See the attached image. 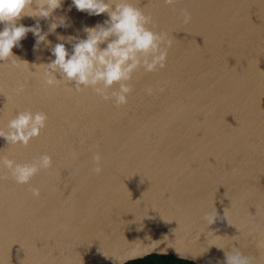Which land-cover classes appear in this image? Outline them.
Listing matches in <instances>:
<instances>
[{"label":"water","instance_id":"water-1","mask_svg":"<svg viewBox=\"0 0 264 264\" xmlns=\"http://www.w3.org/2000/svg\"><path fill=\"white\" fill-rule=\"evenodd\" d=\"M134 3L171 44L164 67L133 71L119 106L118 84L109 99L67 80L47 85L19 60L49 61L58 42L71 51L107 13L62 0L47 18L19 21L38 20L45 39L29 31L12 49L18 64L0 61V128L19 111L47 120L26 145L0 136V155L47 153L51 164L26 183L0 165V264H225L233 248L264 264V0Z\"/></svg>","mask_w":264,"mask_h":264},{"label":"clouds","instance_id":"clouds-1","mask_svg":"<svg viewBox=\"0 0 264 264\" xmlns=\"http://www.w3.org/2000/svg\"><path fill=\"white\" fill-rule=\"evenodd\" d=\"M61 4L62 0H0V61L18 64V57L12 49L29 31L36 37L37 43L45 39L38 20L35 25H25L19 23L20 20L24 17L47 18ZM71 6L88 15L107 13V18L102 23L84 25L86 36L77 39L71 51L64 43L58 42L50 49L54 58L49 61L30 65L27 60H19L38 72L47 85L67 80L77 90L82 86L92 87L97 94L109 99L107 90L113 84H118V89L112 90L111 97H114L113 102L117 106L125 104L126 94L131 90L127 81L131 79L133 71L141 65L145 71L164 67L167 58L164 45H170L171 41L166 39V33H157L147 27L150 17L135 6L134 0H71ZM188 18L186 14L185 20ZM63 20L64 17L57 18L50 25V30H54L58 23L63 24ZM151 90V87L146 89L148 92ZM46 120L47 114L43 111H19L8 121L7 131L0 128V136L12 144L19 142L26 145L32 137L40 134ZM93 159L99 160V156ZM50 164L51 156L47 153L26 163H16L0 155V165L8 169L7 175L10 174L17 183L28 182L38 170L48 168ZM95 170L99 171V167ZM32 194L38 196L39 188H32ZM225 264H249V259L238 248H233L226 252Z\"/></svg>","mask_w":264,"mask_h":264},{"label":"trees","instance_id":"trees-1","mask_svg":"<svg viewBox=\"0 0 264 264\" xmlns=\"http://www.w3.org/2000/svg\"><path fill=\"white\" fill-rule=\"evenodd\" d=\"M131 264H194L191 261L176 258L172 255H152Z\"/></svg>","mask_w":264,"mask_h":264}]
</instances>
